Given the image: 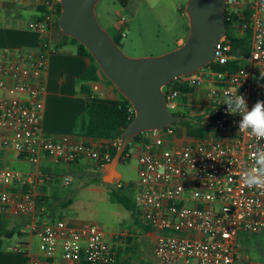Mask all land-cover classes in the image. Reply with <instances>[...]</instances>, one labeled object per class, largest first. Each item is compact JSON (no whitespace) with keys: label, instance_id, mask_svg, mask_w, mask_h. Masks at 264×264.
Returning <instances> with one entry per match:
<instances>
[{"label":"built area","instance_id":"1","mask_svg":"<svg viewBox=\"0 0 264 264\" xmlns=\"http://www.w3.org/2000/svg\"><path fill=\"white\" fill-rule=\"evenodd\" d=\"M236 3L227 0L229 13ZM43 6L42 18L29 24L41 35L40 49L19 51L12 61L0 58V88L10 89L9 95L0 98V144L32 164L44 155L65 162L85 159L101 168L111 160L114 144H90L74 136L43 132L39 96L44 92L47 58L53 53L49 35L60 0H43ZM242 9L247 11L244 28L250 33L249 57L232 56L225 33L209 65L163 88L167 110L181 116L179 99L206 87L205 109L198 123L207 136L188 137L186 127L175 124L143 132L133 145L138 160L133 203L144 224L158 234L153 248L156 264H264L236 249L238 233L264 232V186L249 187L243 180L244 172L255 166L253 154L264 139L250 130H239L240 117L229 113L222 102L229 94L243 95L249 109L258 100L264 101V0H249ZM116 24L124 37L125 16ZM15 181L24 187L17 197L6 189ZM51 181V176L39 170L23 176L10 168L0 169L5 186L0 188V214H34L38 207L35 188ZM62 183L67 186L70 179L65 177ZM32 230L45 258H53L60 249L68 261H116L115 251L94 223L75 229L64 220L33 221ZM10 249L19 252L17 246Z\"/></svg>","mask_w":264,"mask_h":264},{"label":"crops","instance_id":"2","mask_svg":"<svg viewBox=\"0 0 264 264\" xmlns=\"http://www.w3.org/2000/svg\"><path fill=\"white\" fill-rule=\"evenodd\" d=\"M249 0H237L233 6L232 13H238L239 19L235 24V36L244 35V22L241 12L243 5ZM43 5V0H0V58L5 61H12L15 54L19 51L36 52L40 49L41 35L39 32L29 28L37 15V9ZM137 10H134L133 16ZM98 18L103 19L104 23L111 28H117V24L112 25L107 20V12L99 13ZM243 26L238 29L239 25ZM239 30V32H238ZM188 32V31H187ZM180 34L174 44L175 47L182 44L188 33ZM56 34L51 32L49 35L50 46L53 49ZM90 60L77 54V49L72 45H65L57 50L53 49L47 58L46 70L43 76L44 92L39 96L41 103L42 119L41 126L43 132L47 135L59 137L70 135L85 143H97L99 139L77 137L73 135V127L82 117L85 95L81 91L79 78L89 66ZM93 94H98L105 99H116V92L106 87L105 83H89ZM103 88L107 91L102 96ZM114 91V92H113ZM206 87L199 89L194 93H189L181 97V113L191 119L201 117L205 109L204 95ZM10 94V89L0 88V98ZM193 112V113H192ZM101 142V141H100ZM133 151L136 152L134 148ZM131 150V151H132ZM79 159L73 162L63 160H53L47 156L41 155L37 164L30 163L25 157L12 150L3 147L0 144V167L11 168L17 165L18 169H12L20 175L30 174L40 171L43 174L52 177V181L42 184L35 188V198L37 202V212L32 215L15 217L10 212L0 214V229L3 231L13 232L9 239H5L3 247L5 250L0 251V264H86L84 261H68L62 258L60 249L53 258H45L38 249V237L32 230L33 221L37 222H54L64 220L68 227L78 229L88 222L70 223L64 216V209L69 204L63 198L62 179L65 178V171L70 168L76 169L79 165ZM86 161V160H85ZM95 171L98 168L87 161ZM0 168V169H2ZM14 168V167H13ZM100 170V169H99ZM98 170V171H99ZM103 183V182H102ZM104 184V183H103ZM5 187L0 182V188ZM13 197H17L24 190L20 181L13 182L6 188ZM43 198L51 205L46 206L42 202ZM39 204V205H38ZM62 209V210H61ZM138 214V213H137ZM139 215V214H138ZM56 217L57 219H55ZM55 219V220H54ZM123 226L133 227L136 223V217L133 214L125 217ZM144 227H139L130 232L109 233L107 239L106 233H103L104 239L110 244L116 253V264H148L145 254L149 252L150 260L156 264L153 248L157 238V232L143 223ZM126 236L132 243L127 244V240H116L119 236ZM17 236L15 241L10 242ZM149 242V247H137L139 241ZM9 241V242H8ZM18 247L19 252H13L10 248ZM137 250V251H136ZM147 252V253H146ZM139 257L138 262L129 263L133 257ZM123 260V261H121ZM149 260V259H148Z\"/></svg>","mask_w":264,"mask_h":264},{"label":"water","instance_id":"3","mask_svg":"<svg viewBox=\"0 0 264 264\" xmlns=\"http://www.w3.org/2000/svg\"><path fill=\"white\" fill-rule=\"evenodd\" d=\"M100 0H60L57 26L62 35L77 40L92 55L112 86L134 111L122 131L115 155L100 168L104 184H118L117 166L133 137L182 121L167 110L163 88L184 75L198 72L214 59L216 45L227 31V0H187L184 15L188 34L174 50L155 57H128L101 27L95 8Z\"/></svg>","mask_w":264,"mask_h":264},{"label":"rangeland","instance_id":"4","mask_svg":"<svg viewBox=\"0 0 264 264\" xmlns=\"http://www.w3.org/2000/svg\"><path fill=\"white\" fill-rule=\"evenodd\" d=\"M186 1L129 0V5L124 8L118 0H100L95 12L98 15L106 11L107 20L112 25L119 17L125 16L127 25L125 36L120 39V48L128 57H155L174 50L176 48L174 44L176 38L188 31L187 20L183 16ZM134 10H137L135 16H133ZM98 22L112 37L119 36L118 29L111 28L101 18H98ZM242 27L240 24L238 29ZM52 32L54 33V31ZM104 88L113 90V86L108 84ZM104 88L101 91L102 96L107 91ZM94 91L96 92V90ZM176 125L181 126V121ZM130 155L131 157L128 160L121 161L117 166V171L121 175L118 183L119 188L116 184L108 185L96 180L98 171L92 169L85 160L79 161L76 169L70 168L65 171L64 176L70 179V183L63 187V198L70 204L67 209L63 210V217L69 220L70 223H94L106 233L107 239H109L111 231L133 233L136 228H145L144 222L137 211L135 209L131 210L115 198V194H118L124 197L131 207L134 204L135 184L138 181V160L135 151H130ZM13 167L10 169H18L17 165ZM130 214L136 217L135 225L133 227L123 226L125 217ZM250 234L238 233L236 238L237 252L246 258L264 261V232H261L262 236L258 235L252 238H250ZM16 239L17 236L10 242ZM116 240H127V244L132 243V239L129 240L125 235L117 237ZM140 246L146 249V247H149V242L147 243L146 240L139 241L137 247ZM3 250H5L4 247L0 249L2 252ZM138 258L137 256L133 257L129 263L138 262ZM145 258L148 264H154L150 260L149 252L145 254Z\"/></svg>","mask_w":264,"mask_h":264},{"label":"trees","instance_id":"5","mask_svg":"<svg viewBox=\"0 0 264 264\" xmlns=\"http://www.w3.org/2000/svg\"><path fill=\"white\" fill-rule=\"evenodd\" d=\"M118 2L124 8L129 5L128 3L129 0H118ZM44 12H45V7L43 5L38 7L37 15L34 21L40 20ZM59 13H60V6H58L57 8L58 16ZM227 14L229 15V17ZM241 15L243 16L242 20L244 22V25H247V20H246L247 11L243 10L241 12ZM183 16L186 18L184 14ZM238 19H239L238 13H229L226 6L225 25L227 29L226 35L229 37L230 40V54L236 58H248L250 55V33L248 28L246 27L244 30V35L235 36L234 34L235 24L238 21ZM53 31L54 33H56L54 46H53L54 50H57V48H61L65 45H72L76 47L78 55L85 56L90 60L89 66L79 78V83L81 84V91L85 95L86 99H85L82 117L80 118V120L76 122V124L73 127V131H72L73 135L81 138L84 137V138L99 139L102 143V146H105L107 144H114V146L110 150V155L112 159L116 153L119 137L122 131L134 118V111L132 109V106L127 99H125L117 90H115L114 87L113 89L117 94L116 99H105L100 97L98 94H93L94 92L91 90L89 83L102 82L111 86L112 83L105 77V75L100 70L98 64L95 62L92 55L82 44H80L75 39L66 37L61 34L57 26V20L54 24ZM112 39L120 47L121 36L115 35L112 37ZM211 65L214 66L213 63ZM181 91L186 92V90L182 88ZM180 117H182V121H181L182 126L186 127V136L188 137L207 136L208 131L201 128V126L198 123V121L201 120V117H196L195 119H191V120L187 116H180ZM139 137L140 135L133 137V139L126 147L121 157V161H126L131 157L130 151L132 150L134 143L139 140ZM20 156L22 157V155ZM0 168H2V166ZM97 168L98 170L100 169L99 167ZM96 180L102 183L100 170L97 173ZM115 198L118 202L124 203V205L128 206V208H130L131 210L135 209L134 204L131 207L124 197L115 194ZM42 202L46 206L49 207L51 206L49 202L47 203L45 198H43ZM69 203L70 202H67V204ZM54 218L57 219L56 217ZM12 235L13 232L3 231L2 229H0V249L3 247L4 240L9 239ZM258 235H261V232L252 233L249 236H251L250 238H252ZM112 264H116V261Z\"/></svg>","mask_w":264,"mask_h":264},{"label":"clouds","instance_id":"6","mask_svg":"<svg viewBox=\"0 0 264 264\" xmlns=\"http://www.w3.org/2000/svg\"><path fill=\"white\" fill-rule=\"evenodd\" d=\"M264 78V75H261ZM227 105V111L240 117L238 129L250 130L257 138L264 139V101H257L249 109L243 95L229 94L222 101ZM255 166L243 174L244 183L249 186H264V145L254 152Z\"/></svg>","mask_w":264,"mask_h":264},{"label":"bare ground","instance_id":"7","mask_svg":"<svg viewBox=\"0 0 264 264\" xmlns=\"http://www.w3.org/2000/svg\"><path fill=\"white\" fill-rule=\"evenodd\" d=\"M227 15H228V14H227ZM228 17H229V15H228ZM230 18H231V16H230ZM230 18H229V19H230ZM93 91H94V90H93ZM89 92H90V91H89ZM96 92H97V91H96ZM96 92H95V93H96ZM92 93H93V92H92ZM178 115H179V114H178Z\"/></svg>","mask_w":264,"mask_h":264}]
</instances>
